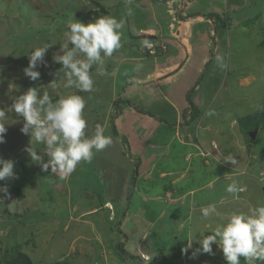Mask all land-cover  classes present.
<instances>
[{"label":"rangeland","instance_id":"rangeland-1","mask_svg":"<svg viewBox=\"0 0 264 264\" xmlns=\"http://www.w3.org/2000/svg\"><path fill=\"white\" fill-rule=\"evenodd\" d=\"M140 1L142 4L146 3L143 0H133L130 5L126 4L125 0H0V108L5 109L7 116L4 121L7 132L5 143L0 144V158L12 160L15 172V178L6 177L0 180V186L7 187L6 193L0 192V263L15 257L19 252H24L35 264H53L62 260L67 261L68 264H150L149 261L140 260V252L144 251V256L148 259L149 254L153 253V247L163 245L164 248L168 247L165 251L169 253L161 255L158 264H227L215 244H213L215 255L198 251L201 247L198 243L199 233L212 231L211 227L207 231L201 221L203 224L208 221V224L215 227L216 217L204 220L199 212L188 218L186 209L175 208L174 212L169 209L171 213L167 214L166 221L159 226L164 240L159 239L156 233L152 232L154 229L151 227L154 226L152 221L156 218L157 212V208H151L154 197L160 194L162 197L156 198L163 205L165 202L168 205L169 203L174 205L176 202L171 198L172 193L168 190L171 187L170 178L163 179V182L155 181L157 176L148 180L151 176L146 173L145 177L148 178L144 177L145 181L142 180L140 183L138 179L137 188L140 187V195L144 193L150 196V201L147 202L136 197L138 190L135 194L132 193L133 198L129 201H126V193L109 199V194L103 191L104 185L99 176H90L89 173L86 182L80 177L69 179L70 175L63 179H55V174L58 172H50V170L43 172L35 161H31L25 151L29 146V136L20 132L23 118L9 109L13 99L29 87H42L49 92L53 100L62 95L76 93L83 96L86 101L84 118L93 128L98 125V120L104 119L102 115L106 110L110 109L112 92L114 94L116 91L115 98L122 108L125 107V112L130 110V107L122 101H132L135 105L143 104L135 94L136 89L146 88L141 85L143 83L139 74L134 79V81L138 79L139 84L130 85L134 91H123L119 88L120 85L114 88L108 73L101 76L104 66L118 63L119 59L111 56L104 59V63L101 64L102 70L99 68L98 73L97 70L95 72L91 70L94 80L92 92H78L75 88H64L62 70L58 78L54 75L60 68L59 64L53 63L50 68L39 69L42 76L36 82L30 81L23 72L28 64L26 54L30 50L34 47L51 45L45 57L51 63L52 52L64 42L65 23L72 17L87 23L92 18L104 16L101 13L102 8H97L103 3L107 10L109 7L108 16L123 22L125 30H121L123 31L121 34L133 42L132 46L127 45L128 51L131 55H137L136 52L147 39L138 38V42H134L132 24L141 22L139 25L148 24L158 28V25L149 21L147 17L143 18L133 11L139 7L137 5ZM177 2H181L182 6L181 9L174 8L173 16L181 17L188 22L189 19L195 21V16L200 13L203 18L212 19L214 23L193 27L189 34L190 38L199 39L196 41L199 45L197 48L201 51L199 62L202 63V59L206 58L204 56L208 57L205 64L207 67L199 77L201 80L203 78V81H200L198 86L194 85L189 91L191 94L196 87L198 90L199 86L200 91H203L201 111L203 116L197 117L198 119L191 117L192 124L185 128L186 134L181 130L177 138L192 145L193 152H199L196 148L202 151L200 155L204 158H200V164L198 161L181 163V169L187 172L185 176L187 179L177 185V188L180 189L183 185L187 187L184 189L194 185L203 187L198 189L195 200L204 202L203 195L210 194L209 202L216 206L220 214H226L236 207L247 212L258 202H264V125H260L255 131L245 133L239 124L240 118L264 107V0H184L183 2L178 0ZM96 8L100 15L93 17ZM129 8L132 9V15L127 14ZM192 46L196 48L194 44ZM117 50L114 51L116 55L119 54ZM217 56L222 57L223 68L220 67ZM194 61H196L195 55L188 65H192ZM147 63L152 65V60L148 59ZM124 66L134 70L138 65L129 62ZM43 90L38 95H42ZM175 91L178 94L179 90ZM128 93L130 96H127ZM195 96L196 94L191 96L192 102ZM152 101L156 103L151 106L155 116H159L158 113L162 112L160 118L168 116L170 125L173 124L171 113H165L167 108L164 102L161 101L158 105L157 99ZM208 110H214L215 114L206 116ZM113 115L114 120L119 124L118 111ZM134 122L133 126H136L134 131L137 135L140 132L146 133L145 141H141L144 146L154 140H160L166 145L170 140V143L180 148V145L176 144V138L172 140L175 132L168 127L164 130L163 124L155 122L154 127H145L140 126L141 120ZM152 122L153 120H150V124ZM252 132H257L255 138L251 135ZM91 135L88 133V136ZM105 135H110L113 140V143L104 149L108 153H113L112 159L122 157L115 154L117 150L114 148V138H117L118 142L121 141L127 157L133 154L134 135L129 133L120 137L116 133L117 137H114L111 124ZM211 139L215 141L212 142ZM33 147L38 153H43L45 150L43 144L33 142ZM216 147H219V150ZM140 153L142 161L145 152ZM228 155L237 161L235 165L225 161L224 158ZM127 157L115 161L112 169L127 170L131 165V160ZM44 158L47 160L46 155ZM166 160L159 163L158 168L160 171L165 170L163 176L168 178L175 172L168 171L169 163L168 159ZM145 162L147 161L144 157L140 172L144 169ZM222 166L224 176L217 183H208L222 172ZM137 167L136 164L134 169ZM173 168L176 169L175 166ZM229 168L234 171L233 176L227 174ZM155 173L158 174V170ZM234 180L245 188L237 198L225 190ZM142 185H145L144 189L150 191L142 192ZM15 187L23 191L24 197L18 192H11ZM222 191L223 194L224 191L228 194V198L219 202ZM195 192L193 191V194ZM243 198L248 199L245 201ZM107 200H111L114 205L111 206ZM182 211L187 217L184 224ZM165 215L166 211L162 212L160 217L164 218ZM179 222H182L179 225L180 229L189 223L182 228L186 231V236L183 238L175 235L171 239L168 229L177 230ZM119 231H123L127 236ZM118 244H122L127 252L122 257ZM241 264H245L243 258Z\"/></svg>","mask_w":264,"mask_h":264},{"label":"crops","instance_id":"crops-1","mask_svg":"<svg viewBox=\"0 0 264 264\" xmlns=\"http://www.w3.org/2000/svg\"><path fill=\"white\" fill-rule=\"evenodd\" d=\"M146 3L142 4L140 1L139 4L135 9H133L134 12L139 13L141 17H147L149 21H152V23L158 25V28H156L153 25L146 24V26H143L144 24L139 25L141 22L132 24L131 22L129 23L130 25L132 24V35L134 42H138V38L141 36L145 35H152L156 36L159 39H162L166 45L167 49L166 51L162 52L159 55H155L152 57L144 56L141 54V48L138 49L136 52L137 55L130 54L128 51V46L133 45V42H130L125 36L122 35V47L119 48L116 52L119 53L116 55L115 52L111 55V58H117L119 59L116 65H110V66H104V70H102V65H95L93 66V70H97V73L99 72V68L102 70L101 71V76L106 73L109 74L111 78V82H113L114 88L116 86L120 85L119 88H121L123 91H128L132 90V87L130 85H133L135 83H138V79H135V77H138V74L142 78V83L141 85L145 86L146 88H143V90L140 88L135 90L136 96L143 101V104L136 105L140 109H143L144 111L152 112L154 114L151 108L154 104L152 100L157 99V104L159 105L160 102H164L167 110H165V113H171L172 115V121H174L173 124L170 125V122L168 120V116L164 117L163 122L159 120V118L162 115V112L158 113L159 116H156V118L151 117L147 114L140 113L136 111V109L130 107V110H126L125 112V107L119 105L118 103H115L116 99L115 94L116 91L112 92L111 98H110V109L106 110V113L102 115L104 117L103 120H98V125L102 126L105 129V132L109 130L110 124L111 123V118L114 116L113 114L118 111V115L120 114L119 121L120 123H116L112 125V135L114 137L116 136V133L118 136L123 137L124 134H131L134 135L133 140V154L127 155L124 152V147L123 144H121V141L118 142L117 138H114V148L117 150L115 153L117 156L122 155V157L118 159H112L113 153H108L106 150H102L98 153H96L92 159V161L89 163L81 161L74 172L70 174V177L78 178L80 177L84 182H86V177L87 174L89 173L90 176H99L102 184L104 185V190L109 194V199L115 198V197H120L121 194L126 193L127 197L129 194L130 186L133 180V175H134V167L136 162H143V159L145 157V167L144 169L140 172L139 174V179L144 180L146 173H149L151 176L150 179H153V174L158 170L157 174V179L155 181H160L163 179H169V182L171 183V187L168 189L171 193L174 200L176 202L174 205L171 203L165 202V205L161 203L157 198L162 197L157 195L154 197V202L151 203V208H158L160 210V213H156V218L153 219V224L154 226L151 227H159L160 224L162 223L163 218H161L162 212L166 211V215L164 218L167 216L169 213V209H175V208H182L186 209L188 212V218L191 215H194V213L199 214L201 213V208L204 206H207L210 204L209 202V196L210 194L206 193L203 195L202 198H204V202H200L195 200L196 199V194L199 192V188H202L201 186L194 185V187H189L188 189L185 185H183L180 189L177 188V185L181 184L182 181L186 180L187 178V172L185 169H181V163H187L189 164L190 162L193 161H198L200 164L201 159L204 158V156L200 155L199 149L196 148L199 152H193L191 148H193L192 145L187 144L186 142L178 139V134L182 130L184 134H186L187 130L185 128L189 127L192 124V118L188 113V109L190 107V102L188 100V96L191 99V96L196 94L195 99H193V103L199 108L200 112L203 110L202 105H203V91H200V86L199 89L197 90V87L194 89L193 93L190 94V89L194 87V85H197L200 81H203V78L201 80L200 73L204 71V69L207 67L205 64L208 61V57H206L204 60L202 59V63L199 62L200 58V50L197 48L196 41L192 37L190 38L189 34L190 31L193 27L201 26L203 24H214L212 19H205L203 16L198 13L195 14L197 16L195 21H191L189 19L188 22L183 20L181 17L177 18L173 16V11L174 8H179L181 9L182 4L174 2L173 0H143ZM159 1V2H158ZM182 2L184 0H181ZM158 2V3H157ZM99 7L102 8L103 11L101 13L105 16L109 15V7L108 10L104 7V3ZM97 8L94 10L93 17L95 15H100L98 13ZM142 9V11H141ZM96 12V13H95ZM143 15V16H142ZM171 16H173L171 18ZM119 20V19H117ZM132 20V19H131ZM191 21V22H190ZM121 30H125V27L123 25V22L121 21ZM125 24V23H124ZM128 24V26H129ZM123 33V31L121 32ZM158 39V40H159ZM192 44L195 45L196 48L192 46ZM132 48V47H130ZM134 48V47H133ZM135 49V48H134ZM198 49V50H197ZM126 51V54H125ZM136 51V50H135ZM195 52V54H194ZM195 55L196 61L192 63V65H188L190 61H192V57ZM152 60V65L150 63H147V61ZM129 62H132L134 65H138L134 70L130 67H125L124 65L128 64ZM144 63V64H143ZM146 64V65H145ZM144 73V76L142 77L141 75ZM111 86V87H113ZM198 86V85H197ZM112 89V88H111ZM176 89L179 90L178 94L175 91ZM134 94V93H131ZM130 96V93L127 94V96ZM192 100V99H191ZM132 102V101H130ZM142 103V102H139ZM115 105V108H114ZM157 105V106H158ZM121 107V108H120ZM120 108V110H119ZM115 109V110H114ZM114 111V112H113ZM157 113V112H155ZM156 115V114H154ZM167 115V114H166ZM203 114L201 113L200 116L202 117ZM198 119V118H196ZM141 120L140 126L144 125L145 127H154L156 123L163 124L164 125V130L170 128L172 131H174V135L172 136V140H174V137L176 138L175 141H177V145H180V148L176 147V145H173L172 142L170 143L169 141L167 144H162V141L160 140H154V141H149L145 146L143 145L144 143H141V141H145L144 132H140L138 135L135 133L134 129H136V126H133L134 121H139ZM150 120H153V122L150 124ZM156 122V123H155ZM150 125V126H149ZM97 125L93 126L91 128L90 125L87 126L86 128V134L88 133L93 134L95 131ZM206 128V127H205ZM93 131V132H91ZM137 138H139L137 140ZM123 141V140H122ZM210 141V140H209ZM212 142H214V139H211ZM124 142V141H123ZM175 147H173V146ZM219 150V147H216ZM106 149V148H105ZM126 151V150H125ZM161 151V152H160ZM140 152H145L142 155V161H140L141 156ZM132 153V152H131ZM135 153V154H134ZM204 153V152H203ZM202 153V154H203ZM153 154V155H152ZM127 157V159L131 160V165L127 170H120L116 171L113 170L112 167L115 164V161L117 162L118 160ZM134 158H133V157ZM168 159L169 163V170L172 171L176 175L169 176L168 178L164 177L163 174L166 172L165 170H159L158 165L162 161ZM200 156V157H199ZM201 158V159H200ZM237 159V158H236ZM167 161V160H166ZM150 163V164H149ZM87 164V165H86ZM149 164V165H148ZM176 167L174 169L173 167ZM204 169V168H203ZM178 170H184V171H178ZM222 172L209 180L208 183H213L219 181L221 177L224 176L223 174V166H222ZM181 174V176H177V174ZM234 171L232 169H228L227 174H230V176H233L232 174ZM152 174V175H151ZM156 174V173H155ZM148 175V176H149ZM55 179L61 178V174L58 172L55 174ZM145 177V178H144ZM65 178V177H64ZM228 179V178H227ZM231 179V178H230ZM228 179V180H230ZM145 181V180H144ZM168 182V180H167ZM123 187V189H122ZM138 187V186H137ZM214 188V187H213ZM245 189L244 187H242ZM215 189V188H214ZM138 190V191H137ZM167 190V191H168ZM213 190V189H212ZM210 190V191H212ZM137 198H140L141 201L147 202V200L150 201V196L148 194H142L140 195V189L137 188ZM193 191H196L193 194ZM220 200L219 202H222L224 198H228V194L224 191L220 194ZM194 196V197H193ZM192 197L194 200H192ZM248 198H243V200L247 201ZM108 203L112 206L114 203L111 200ZM127 201V200H126ZM209 203V204H208ZM167 205V206H166ZM166 206V207H165ZM169 206V207H168ZM174 206V207H173ZM115 207V206H114ZM165 207V208H164ZM123 208V205H122ZM239 207H236L238 209ZM117 209V207H116ZM117 211V210H116ZM246 212V211H245ZM134 214V213H133ZM135 215V214H134ZM158 216V217H157ZM187 217L184 215L183 218V224L186 223ZM160 218V219H159ZM179 222L178 224V229L179 225L182 223ZM208 221L204 222L201 221L202 225L206 228L208 231L210 227H208ZM189 223L184 225V227L188 226ZM183 226V225H182ZM184 227H181L184 228ZM180 229V230H181ZM153 230V229H152ZM145 241V239H143ZM142 240V244L145 242ZM140 253H143L140 252Z\"/></svg>","mask_w":264,"mask_h":264},{"label":"clouds","instance_id":"clouds-1","mask_svg":"<svg viewBox=\"0 0 264 264\" xmlns=\"http://www.w3.org/2000/svg\"><path fill=\"white\" fill-rule=\"evenodd\" d=\"M125 2L130 5L133 0ZM127 14L132 15L131 8ZM64 37V42L52 52L51 63L45 59L51 45L30 50L26 54L28 64L23 69L24 75L36 82L42 76L39 69L59 64L60 68L54 75L58 78L62 70L64 88L92 92L93 66L103 64L106 57L122 47L121 23L115 17L106 15L92 18L87 23L72 17L65 23ZM216 59L223 68L222 57L217 56ZM41 90L40 86L29 87L13 99L9 109L23 118L20 132L29 136V146L25 151L31 161H35L43 172H59L63 179L74 172L81 161L90 163L94 155L110 146L113 140L110 135H105V129L100 125L96 126L91 136L86 134L88 124L84 118L86 101L83 96L70 93L53 100L46 90L38 95ZM214 114V110L205 113L206 116ZM6 119L5 109L0 108V144L5 143ZM33 142L45 145L43 153L35 150ZM224 159L233 165L237 163L230 155ZM6 177L15 178L14 162L0 158V180ZM225 190L237 198L244 189L234 180ZM0 192L6 193L7 187L0 186ZM201 215L204 220L216 217L217 222L215 227L208 225L212 228L211 233L198 232L199 252L215 255V244L227 264H241V258L245 264H264V202H258L247 212L235 209L226 214L218 213L216 206L209 204L201 208Z\"/></svg>","mask_w":264,"mask_h":264},{"label":"trees","instance_id":"trees-1","mask_svg":"<svg viewBox=\"0 0 264 264\" xmlns=\"http://www.w3.org/2000/svg\"><path fill=\"white\" fill-rule=\"evenodd\" d=\"M149 42H156V41L149 40V39L145 40L143 46L140 47L141 48V54L142 55L148 56V57L149 56L152 57V56L159 55L162 52H164V51H162V49H161L160 46H157V47H155L156 53H151L150 49L145 48V44L146 43H149ZM188 100L190 102V107L188 109V113H186V114H189L192 118H197L198 116H200L201 112H200L199 108L191 101V99L189 98V96H188ZM122 102H124L125 104H127L129 107H132V108L136 109V111H138L140 113L147 114V115H150L151 117L156 118V116L153 115L152 113H150L148 111H144L143 109H140L139 107H137L134 103H132L130 101H122ZM115 103H118V99H116ZM159 120L161 122L164 121V119H162V118H159ZM111 123H112V125L115 124V120H114L113 117L111 118ZM239 124H240V127L243 130H245V133H247L248 131H255V130H257L258 127H260V125L261 126L264 125V107L261 108V109H259L256 112H254L253 114H250V115H248L246 117L240 118L239 119ZM125 141H127V140L125 139ZM136 164L138 165V167L136 169H134L133 180H132V183H131V186H130V190H129V194H128V197H127V201H129L130 198H133V194H135L136 188H137V186H139L137 184V181H138V179L140 177L139 174H140V166H141V163L138 161V162L135 163V165ZM155 176H157V174L155 175V173H154L153 174V178ZM156 179H157V177H156ZM139 181L141 183L142 182V179H140ZM160 182H163V181L160 180ZM144 186L145 185H142L141 191L142 192H149L150 190L144 189ZM139 189H140V187H139ZM11 192L12 193L13 192H18L20 194V196L24 197V193H23V191L19 187L13 188L11 190ZM101 201L103 202V199H101ZM105 203H106V201L104 202V204ZM157 212L160 213V210L158 208H157ZM172 212H174V209H172ZM170 213H171V210H169V213L168 214H170ZM183 213H184V211H182L181 217H182ZM181 217H179V218H181ZM182 218H184V215H183ZM161 220H162V222H165L166 221V217L163 218V219H161ZM167 221H170V220L167 219ZM168 231L170 232L169 237L171 239H173V237L175 235H180V237H183V238L186 236V234H185L186 231L184 229H182V230H179V229L174 230V229L170 228V229H168ZM152 232L156 233V237H158L159 239L164 240V237H162V230H161V228L158 227L156 229V227H154V229H153ZM157 232H159V234H157ZM120 233L123 234L124 236H127L123 231H121ZM118 248L121 250L120 251L121 257H122V255H124V254L127 253L126 250L123 248V245L122 244H118ZM165 248H168V247H165ZM165 248H164L163 245H156L155 247H153V253L152 254H149L148 252H145V253H148L149 254L148 259H146L145 257H143V255H144V251H143V253H140V256H141V259L140 260H142L143 262L149 261L148 263H150V264H158L161 255H166V254L169 253V252L166 253ZM0 264H35V263L33 262V260L30 258V256L28 254H26L24 252H19L15 257H13L11 259H8L5 262L0 263ZM53 264H68V263H67V261L62 260V261H57V262H55Z\"/></svg>","mask_w":264,"mask_h":264},{"label":"built area","instance_id":"built-area-1","mask_svg":"<svg viewBox=\"0 0 264 264\" xmlns=\"http://www.w3.org/2000/svg\"><path fill=\"white\" fill-rule=\"evenodd\" d=\"M156 42H149L145 44V48L150 49L151 53H156L155 47L160 46L162 51H166L167 45L166 43L161 39H156Z\"/></svg>","mask_w":264,"mask_h":264},{"label":"water","instance_id":"water-1","mask_svg":"<svg viewBox=\"0 0 264 264\" xmlns=\"http://www.w3.org/2000/svg\"><path fill=\"white\" fill-rule=\"evenodd\" d=\"M140 38H141V39H142V38H143V39H155L156 36H152V35H151V36H150V35H145V36H144V35H143V36H141ZM256 134H257V132H252V133H251V135L253 136V138L256 137Z\"/></svg>","mask_w":264,"mask_h":264}]
</instances>
